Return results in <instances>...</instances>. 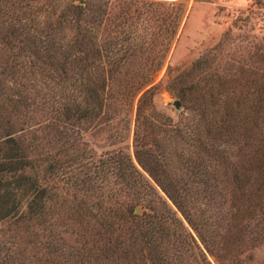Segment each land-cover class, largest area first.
<instances>
[{"label":"trees","instance_id":"trees-1","mask_svg":"<svg viewBox=\"0 0 264 264\" xmlns=\"http://www.w3.org/2000/svg\"><path fill=\"white\" fill-rule=\"evenodd\" d=\"M182 15L177 0H0V264L252 260L264 243V96L205 98L184 83L196 60L167 86L188 116L160 112L153 77ZM30 111L44 119L31 125ZM72 119L81 146L83 132L111 145L132 134L140 168L106 151L100 176L115 186L99 201L68 194Z\"/></svg>","mask_w":264,"mask_h":264},{"label":"rangeland","instance_id":"rangeland-1","mask_svg":"<svg viewBox=\"0 0 264 264\" xmlns=\"http://www.w3.org/2000/svg\"><path fill=\"white\" fill-rule=\"evenodd\" d=\"M177 1L183 4L181 22L163 65L153 77L154 83L158 84L154 95L156 108L171 116L173 120L188 116L186 113L179 114L183 109L175 106V101H178L177 95L167 86L179 72L189 70L196 60H200L201 63L184 83H194L196 92L204 95L205 98L241 99L247 95L248 99H254L261 94L264 96V0ZM0 61L3 59L0 58ZM9 93L12 94L13 91ZM135 107L134 104L133 114ZM29 115L33 117H28L31 118V125L44 119L40 113L30 111ZM131 125L133 126V123ZM70 127L68 169L70 168L69 175L72 174L73 178L65 180L69 181L66 184L69 187L68 194L70 197L82 196L87 201L88 199L99 201L100 189L104 191L110 184L102 181L100 176L102 160L108 155H104L106 151L121 147L138 166L133 152L132 134L124 141L111 145L102 139L101 134L90 135L88 132H83V140L87 144L81 146L76 135L79 128L73 119ZM80 149L87 151L84 153ZM61 157L63 158V154ZM142 172L164 196L148 174ZM81 176H89L90 179L79 183L75 177L81 179ZM113 179L115 181L116 177ZM63 182H60L61 186L65 185ZM93 186L97 187L98 191L90 195L94 191ZM109 186L115 185L111 183ZM102 198L104 199H101L102 209L108 211L109 208L116 207L115 202L119 196L110 192L108 196L103 195ZM167 201L176 211L177 216L182 218L186 228L192 231L181 213L169 200ZM137 208L140 213L141 208L139 206ZM252 255V260L245 264H264V243L257 246L252 251ZM208 258L213 264L216 263L212 256L208 255Z\"/></svg>","mask_w":264,"mask_h":264},{"label":"water","instance_id":"water-1","mask_svg":"<svg viewBox=\"0 0 264 264\" xmlns=\"http://www.w3.org/2000/svg\"><path fill=\"white\" fill-rule=\"evenodd\" d=\"M175 106H176L177 108L180 107V104H179L178 101H175ZM134 212H135V213H139V209L136 207V208L134 209Z\"/></svg>","mask_w":264,"mask_h":264}]
</instances>
